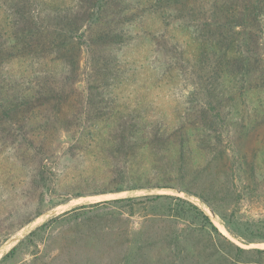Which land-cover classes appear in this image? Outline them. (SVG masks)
Here are the masks:
<instances>
[{
    "label": "rangeland",
    "instance_id": "obj_1",
    "mask_svg": "<svg viewBox=\"0 0 264 264\" xmlns=\"http://www.w3.org/2000/svg\"><path fill=\"white\" fill-rule=\"evenodd\" d=\"M36 1L49 31L79 2ZM186 1L111 0L93 30L82 29L75 79L57 53L0 61V104L35 99L11 118L0 108V264H264V241L241 233L264 225V9ZM10 2L0 0V45L16 30ZM109 22L127 41L110 46L107 74L96 78L87 35ZM67 118L79 126L65 127ZM123 124L135 138L129 159L114 146ZM134 183L142 187L111 192ZM156 194L193 203L219 232L194 225L198 236H186L179 255L168 201L134 215L129 202L91 205ZM231 240L250 252L238 256Z\"/></svg>",
    "mask_w": 264,
    "mask_h": 264
},
{
    "label": "trees",
    "instance_id": "obj_2",
    "mask_svg": "<svg viewBox=\"0 0 264 264\" xmlns=\"http://www.w3.org/2000/svg\"><path fill=\"white\" fill-rule=\"evenodd\" d=\"M6 1H11V10L9 9V11L11 12L14 19L13 23L16 30L14 32L13 38L9 39L7 41V44L0 45V61L11 60V58L14 56L13 54L15 53L38 55H44L45 53H57L56 58H60L61 60H63L69 67L70 75L68 76V79H75L78 75L82 44L86 43V40L84 41V39L85 34L87 33L85 29H82L84 28V26H87V29L93 30L94 24L99 21L102 11H104L105 7L108 3H110L111 0H79L74 9L69 8L66 13L57 12V14L53 18V20L55 21L53 31L47 30V25L42 18V12L39 10L38 2L36 0ZM162 1L168 4H174L176 2L182 3L186 0ZM186 2H188V0ZM116 3H119L118 0H116L115 4ZM252 4L254 6L253 10L262 13L261 11L264 9V0H253ZM113 26L114 25L109 22L106 27L99 28L93 34L87 35L92 39L93 45L95 46L96 50L91 56V60L94 66V75L96 78L97 76L107 74V70L110 64V61L107 59V53L110 46L114 43H117L116 45H118V43L119 45H122L127 41L125 32L120 29H118L117 31ZM228 39V34H221L219 42L224 43ZM12 41L14 42L12 43ZM8 46H10L11 48L8 49ZM218 69L216 71L220 72ZM23 96L24 98H19V100H16V102L11 104L10 106L0 104V108L3 114L2 116H4V118H11L18 113H23L27 107H35V99L32 101L27 99V95ZM40 98L45 99V96H39L37 98L38 102H41ZM103 107V105L97 106V108L99 109ZM201 118L203 123H205L208 127L215 128L214 120H209L208 116L205 114H203ZM98 119H100V116H98ZM18 120L21 121L22 124H25L24 120H21L20 117H18ZM66 120L69 123L71 122V124L64 123L65 127L70 128L73 127V125H78L77 122L72 121L70 118H67ZM78 120H82V118H78ZM121 128L123 130H120L115 134L114 146H117V152L120 153V156H124L125 159H129L131 156L130 154L132 153L135 146L133 130L131 129V127L128 128V126L124 124ZM154 139L165 142L164 135L161 132H157L154 135ZM214 151V160L217 159L218 156L224 157L225 152L223 149ZM127 173L129 174V172L124 171L123 175ZM128 174L126 175V177L128 176ZM180 179L181 180H179L178 185L179 187H181V189H185L186 191L194 190L192 187L187 186L182 178ZM141 187L142 186H139V184L134 183L132 185L119 186L118 188H116V190H111V192L122 191L125 189L133 190ZM165 187L170 188L171 186ZM148 201H150V203L152 204H162L168 201L170 215L178 227V233H175L172 236V246L176 253L179 255H183L186 250L184 243L186 236H198L196 226L194 225L203 223L204 221L211 225V228L213 230L219 232L218 228L213 225L209 216L205 214L204 211L200 210L199 207L191 202H188L181 196H175L171 194H156L153 196H144V198H114L111 200L99 201L91 205L94 207H98L103 204H119L123 202H129V212L131 213V215H134L140 207H147ZM232 222L236 223V221L234 220H231V223ZM206 223H204L203 225H205ZM259 226L262 227L258 228L259 231L258 229L251 230L248 228L247 230H245L246 233L241 232L243 233V237L247 238L249 242L264 241V225ZM237 229L239 230L241 228ZM249 233L251 236L249 235ZM231 249L238 256H240L243 252H250V250L236 245L234 242H232V240ZM15 250L16 247L13 248L9 253H7L4 259L13 254ZM256 252L263 253L264 249H256Z\"/></svg>",
    "mask_w": 264,
    "mask_h": 264
}]
</instances>
